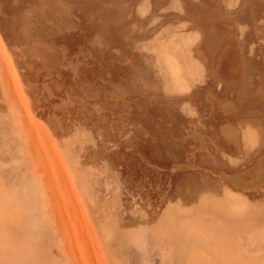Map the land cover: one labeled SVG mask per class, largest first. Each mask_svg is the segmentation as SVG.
<instances>
[{"label":"rangeland","instance_id":"rangeland-1","mask_svg":"<svg viewBox=\"0 0 264 264\" xmlns=\"http://www.w3.org/2000/svg\"><path fill=\"white\" fill-rule=\"evenodd\" d=\"M260 166L264 0H0V264H264Z\"/></svg>","mask_w":264,"mask_h":264},{"label":"bare ground","instance_id":"bare-ground-1","mask_svg":"<svg viewBox=\"0 0 264 264\" xmlns=\"http://www.w3.org/2000/svg\"><path fill=\"white\" fill-rule=\"evenodd\" d=\"M168 61H172L171 59H168ZM172 74L177 75L178 73V68L175 67L176 64H171L169 65ZM176 92L179 93H188V85L187 83L182 82V80H179L176 84L175 87L173 89ZM246 126V125H245ZM223 135L230 141L232 142L235 146H237L240 142V139L236 136V131L234 128H226L225 130H223ZM242 141L243 144L245 146L247 140L250 142V144H253L256 141V136L254 134V131H252L251 129L247 128L245 129V133H242ZM257 174H258V178L263 177L264 175V166H260L257 169ZM224 195L229 198V202L231 204V206L235 207L236 202H239L243 200V197L239 194H236L228 189H224L223 190ZM206 238V237H205ZM206 242V241H205ZM193 259H194V264H206L208 263V255L207 253L201 251L200 249L198 250H194L193 252Z\"/></svg>","mask_w":264,"mask_h":264},{"label":"crops","instance_id":"crops-1","mask_svg":"<svg viewBox=\"0 0 264 264\" xmlns=\"http://www.w3.org/2000/svg\"><path fill=\"white\" fill-rule=\"evenodd\" d=\"M186 94V93H185ZM226 128H230V127H224L223 129H222V133H223V130H225ZM231 129V128H230ZM235 131H236V136L242 141V134H241V137H239L238 136V134H237V130L235 129ZM242 143H243V141H242ZM246 148H248V147H246Z\"/></svg>","mask_w":264,"mask_h":264}]
</instances>
